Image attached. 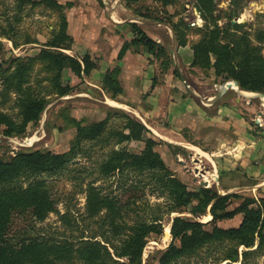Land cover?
I'll return each mask as SVG.
<instances>
[{
	"label": "rangeland",
	"instance_id": "1",
	"mask_svg": "<svg viewBox=\"0 0 264 264\" xmlns=\"http://www.w3.org/2000/svg\"><path fill=\"white\" fill-rule=\"evenodd\" d=\"M58 1L61 6L52 7L45 2L24 1L23 4H19V0H0V112L19 120L20 107L17 104V97L22 92L29 91L33 95L47 99L39 118L30 121L24 132L6 134L4 125H0V155L10 159L17 151L23 150L41 149L56 152L68 150L76 132L75 127L68 121V116L82 119L83 123L106 117L107 124L98 137L82 139L76 146L73 158L56 174L50 175L45 171H22L8 182L0 183V194L19 191L20 195H23L27 187L28 194L31 187L37 188L38 185L48 198L41 201L40 208L44 205L43 212H33L32 207L26 208L19 195L14 197L17 208L11 214L5 241L14 248L26 243L28 239L40 240L41 237L47 240L71 241L73 250L68 253L71 256L65 258L60 256L56 260L57 263L86 264L81 253L75 250L77 245L81 246L82 241L90 240L92 243L104 244L113 251L111 246L119 247L132 232V227L137 221H148L155 214H159L162 230L148 233L141 257L142 264H157L160 253L172 239V236L169 237L172 216L185 215L199 221H207L203 220L206 213L189 211L196 201L187 208L176 209L170 213L168 210L172 203L171 197L162 191L161 184L152 177V170L139 171L127 166L120 170L115 169L111 174H102L101 162L118 149L139 152L146 140L153 139L155 149L159 153L163 150L164 155L161 156L165 159L170 172L185 182L189 188L197 189L204 186L191 176L195 175L198 178L200 174L206 177L201 172L207 171L198 170L193 174V170L189 169L194 166V161L187 150L178 145L165 146L164 141L150 130L140 139H122L121 136L110 133L111 130L119 131L123 127L125 120L121 115L122 111L137 118L139 116L129 108L116 105L115 102L119 101L108 97L102 84L98 83L99 74H94L91 78L97 83L91 84L89 73H82L79 76L68 67H63L61 82L68 84L72 89L64 95H59L54 86L57 67L39 57L40 49L50 48L47 44L58 31L65 16L68 22L67 30L73 42L70 49L63 50L77 56L88 50L86 46H93L100 51V41L106 40L103 38V31L107 25L112 24L113 15L118 22L122 21V17L128 16L139 19L140 24L148 31L157 32L164 38L165 43H160L166 54L172 52L173 41L179 42L178 40L181 41L183 39L181 37L185 36L186 39L189 37L196 42L213 23H216L219 27L226 28V31L223 30L221 33V41L231 43L240 41L243 46L247 41L255 52L264 56V0H219V4L213 0L210 12L205 14L194 9L195 0L168 2L132 0L129 7L125 5L124 0ZM68 2L71 4H67ZM116 6L119 9H116ZM146 19L154 22L147 24ZM234 19L236 20L232 21ZM182 21L187 26L184 27ZM169 28L173 31L175 28L174 40L167 32L170 31ZM171 54H167L166 57L169 59L170 56V62L173 63L175 59ZM161 57L155 58L161 60ZM97 58L94 56V59ZM18 63L24 65L20 88H17L18 80L13 76L14 67ZM180 68L186 78L195 81L193 85L187 86H192L195 93L198 92L202 96L215 92L217 90L215 84L233 82L231 79H225L213 57L208 68L198 66ZM228 87L230 90L221 96L234 100L236 94V97L240 98L239 101H242L238 106L240 110L253 119L260 115L261 122L258 124L264 129V106L261 104L262 101L264 104V100L258 95L264 96V90L259 91L262 93L250 94L251 91L246 89L244 94L240 92L238 86L237 90ZM250 192L252 190L237 192L239 197H232L231 205L239 203L245 196L255 197L249 194ZM258 198L259 203L264 205V194ZM263 207L261 206V210ZM204 225L208 228L212 226L209 223ZM174 242L179 243L178 239ZM232 247H236L234 241L225 239L211 241L182 254L170 264H223L222 258ZM238 249L242 250L243 246L240 245ZM53 253L58 252L54 248H48L47 257ZM63 253L65 252L60 254ZM241 257L239 253V259ZM118 259L127 261L125 256ZM246 263L264 264V244L256 253L248 254ZM18 264L37 262L35 257L28 256L21 257Z\"/></svg>",
	"mask_w": 264,
	"mask_h": 264
},
{
	"label": "trees",
	"instance_id": "2",
	"mask_svg": "<svg viewBox=\"0 0 264 264\" xmlns=\"http://www.w3.org/2000/svg\"><path fill=\"white\" fill-rule=\"evenodd\" d=\"M24 1L31 3L45 2L52 7L61 6L58 0H19V4H23ZM124 1L128 7L133 2L132 0ZM161 1L168 2L169 0ZM216 1L219 4V0ZM67 4H71V2ZM211 5H213V0H195L194 3L201 14L210 12ZM183 25L184 27L187 26L184 22ZM67 26V19L63 16L58 31L47 44L50 48L43 47L39 53L41 59L51 62L57 67L54 86L59 95H64L72 89L68 84L61 82L63 67H68L80 76L97 66L96 59L92 58L88 51L81 56H77L63 50L70 49L73 42ZM130 27L133 35L129 40L122 43L117 57H122L128 47L141 44L155 57L162 56V63L168 66L170 59H168V56L166 57L168 53L166 54L163 45L149 36L137 22L131 21ZM223 30L226 31V28L223 29L218 24L213 23L201 38L192 44L193 57L190 66L208 68L213 57L220 66L225 79L236 80L239 84L238 87L242 90L247 89L246 91L262 93L259 91L264 90V56L259 52H255L247 41L244 42V46L240 41L235 43L221 41ZM174 34H176L175 28ZM181 38H183L181 41L186 40L185 36ZM23 66L22 63H18L14 67L13 76L18 80L17 88H20L22 82ZM173 70L174 72L177 71L176 69ZM119 72V68L112 67L105 71L102 78V88L109 93L111 98H118V95L123 91L119 81ZM46 102L47 99L44 97L33 95L29 91L22 92L17 97V104L20 107V119L15 120L5 112H0V125H4L6 134H20L25 131L30 121L39 118ZM121 115L125 120L123 127L119 131H117L118 129L111 130L110 133L117 134L122 139H140L145 132L149 131L146 125L135 116L125 111H122ZM68 121L76 129L68 150L59 152L41 149L23 150L17 151L10 159L0 155V183L8 182L22 171H45L50 175L56 174L73 158L76 146L82 139L98 137L103 133L107 124L106 117L83 123L82 119L68 116ZM154 145L155 141L148 139L139 152H132L124 148L113 151L100 164L102 174H111L115 169L120 170L127 166L139 171L152 170V177H155L156 182L161 184L162 191L167 192L171 197L172 203L168 210L170 213L176 209L187 208L193 201H196L191 205L190 212L209 213L211 215V218L207 221H199L185 215L172 216L169 230L172 239L160 253L157 264H170L177 257L193 251L200 245L222 239L234 241L236 247L229 249L227 255L222 258L221 263L247 264L248 254L256 253L264 244V214L257 199L253 196H245L239 203L229 208L231 198L239 197L237 192L220 194L212 186H199L197 189L189 188L185 182L170 172L169 167ZM26 189V193L23 195H20L21 192L19 191H11L12 193L6 195L0 194V264H18L21 257L28 256L35 257L37 264H58L56 261L58 257L71 256V254H68L73 250L71 241L47 240L41 237L40 240L39 238L28 239L26 243H21L18 248H14L5 241L11 214L17 208L14 197L19 195L26 208L32 207L33 212H43L44 210V205L40 208V204L43 198L48 200L46 193L41 192L38 185L37 188L36 186L31 187L28 194V187ZM238 212H242V218L237 226L223 227L217 224V220L232 217ZM159 216V214H155L151 220L137 221L132 227V232L128 234V237L124 239L119 247L111 246L113 251H110L104 244L92 243L90 240L82 241L81 246L78 247L77 245L75 250L81 253L86 264H142V250L145 246L146 236L150 232H160L162 230ZM205 223L212 224V226L205 227ZM175 239H178V244L174 242ZM240 245L243 246V249L239 251L238 247ZM48 248H54L58 253H53V255L47 257ZM63 251L66 254H60ZM239 253L242 256L240 259ZM124 256L127 261L118 259Z\"/></svg>",
	"mask_w": 264,
	"mask_h": 264
},
{
	"label": "crops",
	"instance_id": "3",
	"mask_svg": "<svg viewBox=\"0 0 264 264\" xmlns=\"http://www.w3.org/2000/svg\"><path fill=\"white\" fill-rule=\"evenodd\" d=\"M116 9H119L118 6ZM111 16L112 24L103 31L106 40L100 41V51L93 46H86L92 58L98 57L97 66L88 72L90 83H97L91 79L94 74L100 75L98 83L101 84L107 69L119 68L123 91L118 98L108 97L121 104L112 102L136 112L138 119L162 139L165 146L184 147L194 161V166L189 169L193 170V174L208 169L207 172H201L209 180L204 186H212L220 194L252 190L249 194H253L259 202L258 197L264 194V129L260 128L256 119L240 110L238 106L242 101L236 94L234 100L221 96L230 90L228 86L237 90L235 83L222 86L215 84L217 90L207 96L198 92L196 94L192 86L188 87L187 83L193 85L195 81L186 78L180 66L195 68L189 66L194 43L189 37L185 41H173L172 54H168L175 61H169L168 66L141 44L128 47L122 57H117L122 43L133 35L131 21L137 22L156 41L162 44L165 41L157 32L143 27L139 19L128 16L118 22ZM167 32L174 40V31L170 29ZM160 154L164 155L163 150ZM201 176L204 175L199 174L198 178L192 175L191 178L201 181ZM233 206L230 204L228 207ZM206 214L210 219L211 215ZM241 218L242 212H238L216 222L223 227L237 226Z\"/></svg>",
	"mask_w": 264,
	"mask_h": 264
},
{
	"label": "bare ground",
	"instance_id": "4",
	"mask_svg": "<svg viewBox=\"0 0 264 264\" xmlns=\"http://www.w3.org/2000/svg\"><path fill=\"white\" fill-rule=\"evenodd\" d=\"M196 14H198L197 12H195ZM238 20V19H237ZM242 21V20H241ZM250 94H253L252 92H250ZM255 94H257V93H255ZM260 97H262L261 99H263L264 100V96L262 95V94H258ZM261 104L264 106V104H263V101L261 102ZM256 119H259L260 120V116L259 115H257L256 116ZM157 132V131H156ZM26 142V141H25ZM27 143H28V141H27ZM205 171H207V170H205ZM202 177V176H201ZM213 179V178H212ZM202 180H206L207 181V183H209V180L207 179V177H202ZM198 181H200V180H198ZM203 218H205V219H203V220H208L209 219V215H205ZM170 229V228H169ZM164 236H165V234H164ZM164 236H163V238H164ZM169 237H171L170 236V233H169Z\"/></svg>",
	"mask_w": 264,
	"mask_h": 264
},
{
	"label": "water",
	"instance_id": "5",
	"mask_svg": "<svg viewBox=\"0 0 264 264\" xmlns=\"http://www.w3.org/2000/svg\"><path fill=\"white\" fill-rule=\"evenodd\" d=\"M194 7V9H196L195 8V6H193ZM236 19H234V20H232V21H235ZM146 21L147 22H150V23H152V22H154V20H151V19H146ZM229 81V80H228ZM230 81H234V83H235V85L236 86H239V84L237 83V81L236 80H233V79H231ZM218 86H222V83H218L217 84ZM256 122H258L257 120H255ZM200 182V185H206L207 184V181L206 180H201V181H199Z\"/></svg>",
	"mask_w": 264,
	"mask_h": 264
},
{
	"label": "built area",
	"instance_id": "6",
	"mask_svg": "<svg viewBox=\"0 0 264 264\" xmlns=\"http://www.w3.org/2000/svg\"><path fill=\"white\" fill-rule=\"evenodd\" d=\"M187 85L190 86V83H189V84L187 83ZM243 100H244V99H243ZM259 116H260V115H259ZM256 120H257L258 122H261L259 119H256ZM260 205H261V204H260ZM261 206L263 207L264 205H261ZM262 213L264 214V207H263Z\"/></svg>",
	"mask_w": 264,
	"mask_h": 264
}]
</instances>
